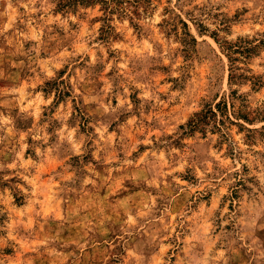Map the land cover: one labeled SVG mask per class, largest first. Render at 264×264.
Returning <instances> with one entry per match:
<instances>
[{
  "label": "rangeland",
  "instance_id": "374dc122",
  "mask_svg": "<svg viewBox=\"0 0 264 264\" xmlns=\"http://www.w3.org/2000/svg\"><path fill=\"white\" fill-rule=\"evenodd\" d=\"M57 2L0 0V264H264V85L222 48L264 83V0L123 3L106 37ZM231 90L252 124L184 134Z\"/></svg>",
  "mask_w": 264,
  "mask_h": 264
},
{
  "label": "trees",
  "instance_id": "16d2710c",
  "mask_svg": "<svg viewBox=\"0 0 264 264\" xmlns=\"http://www.w3.org/2000/svg\"><path fill=\"white\" fill-rule=\"evenodd\" d=\"M140 0H58L56 9L58 12H65L67 10H75L77 7H93L99 5L103 12L104 17L102 21L104 25L101 28V35L108 36L112 35L113 29L108 24L110 17L117 12L119 14H126L125 8L120 7L123 3L136 4ZM182 25L181 41L186 44L196 45V40L187 28V25L182 20L179 21ZM177 33V31H175ZM217 42V41H216ZM223 50L228 60V84L231 87L234 84L240 85L244 82L249 81L253 87H260L264 83L258 77L247 75L250 70H245L237 66L240 60H245L254 55L258 49V45H250L245 43L243 45H229L224 43ZM238 55L239 57H237ZM243 64V63H242ZM239 100L240 104L236 105ZM244 99L238 95L236 90H231L228 95H224L220 100L215 103L214 106L207 105L202 110L194 113L185 126H181L180 129L184 130V134H194L199 132L205 134L207 129L224 133L227 128V124L234 125L235 120H242L246 123L252 124L253 118H250V113L245 110ZM241 128H244L239 124ZM246 131L253 133L255 130L246 129ZM16 201L20 199L16 198Z\"/></svg>",
  "mask_w": 264,
  "mask_h": 264
}]
</instances>
